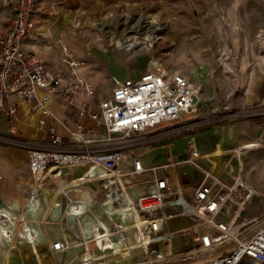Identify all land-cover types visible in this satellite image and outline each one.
<instances>
[{
    "label": "built area",
    "instance_id": "obj_1",
    "mask_svg": "<svg viewBox=\"0 0 264 264\" xmlns=\"http://www.w3.org/2000/svg\"><path fill=\"white\" fill-rule=\"evenodd\" d=\"M4 2L12 18L9 28L0 31V114L8 121L9 135L0 138L28 150V201L40 199L47 182L56 184L67 169H84L73 178L86 187L91 183L98 187L91 186L92 198L83 209L80 198H67L68 186L58 190L67 201L64 211L69 202L75 207L74 219L93 218L87 235L41 243L55 264H112L117 251H125L132 231L140 233L139 243L152 248L154 264L175 263L174 253L160 247L171 244L184 230L172 222L185 218L198 230L193 249L182 258L192 262L183 264H264V224L244 235L220 217L227 200L225 190L233 192L236 187L204 169L197 148L179 162L204 171L190 197L171 184L172 161L147 166L136 152L168 135L173 130L167 127L180 123L192 111L198 90L190 79L181 73H163L155 62L139 76H112L109 90L98 92L83 74L85 60L73 56L68 48L62 51L60 65L51 69L26 46L42 34L37 32L41 0ZM16 98L29 103L37 115L30 138L18 136ZM73 246L83 247L80 257L61 263L57 256ZM209 253L218 254L200 259Z\"/></svg>",
    "mask_w": 264,
    "mask_h": 264
},
{
    "label": "rangeland",
    "instance_id": "obj_2",
    "mask_svg": "<svg viewBox=\"0 0 264 264\" xmlns=\"http://www.w3.org/2000/svg\"><path fill=\"white\" fill-rule=\"evenodd\" d=\"M115 1L41 0L37 32L42 34L32 40L34 47L40 49L38 54L53 67L68 48L73 56L85 60L83 74L98 92L109 90L112 76L141 74L152 69L155 62L164 73L188 77L198 90L190 118L185 115L180 123L167 127L172 132L136 152L144 161H151L150 165L172 161L169 176L190 197L204 171L179 162L190 157L192 148H197L201 166L230 187H236L233 192L225 190L227 200L220 217L242 234L250 235L264 224V0H123V4L117 5ZM147 36L154 37L149 48L143 43ZM127 40L141 43L131 50L115 47L117 41L124 44ZM249 144L255 146L241 149ZM216 150L221 155L208 158ZM167 152L171 154L167 156ZM211 161L216 162V168ZM84 171L67 169L56 184L47 182L44 191L50 190L49 197L63 205L58 216H48V221L43 222L48 210L44 197L35 220L27 211L18 214L19 218L14 215L11 241L0 237V264H4L7 250L12 253L7 255L10 260L5 264H55L54 257L41 243L80 237L81 230L74 227V221L64 211L65 196L52 191L60 190L59 185ZM92 185L98 189L94 183L87 188ZM251 187L256 193L248 197ZM24 217L44 239L37 244L41 262L17 248L27 244L18 239ZM172 223L184 230L177 233L171 244L160 248L174 253L177 262L172 264L192 262L182 258L193 249L198 228L192 227L187 218ZM151 249L144 251L140 247L132 260L121 264H154ZM82 252L83 247L73 246L57 257L61 263H69ZM216 254L199 257L211 258Z\"/></svg>",
    "mask_w": 264,
    "mask_h": 264
},
{
    "label": "crops",
    "instance_id": "obj_3",
    "mask_svg": "<svg viewBox=\"0 0 264 264\" xmlns=\"http://www.w3.org/2000/svg\"><path fill=\"white\" fill-rule=\"evenodd\" d=\"M138 2L146 3L144 0H137ZM163 0H156V2H161ZM113 4V3H111ZM117 4H123V0H116L115 5ZM12 18V10L6 6L4 0H0V31L7 30L10 25V21ZM34 42L29 41L26 46L28 48L34 49L37 53L40 52V49H37L38 47H34ZM61 58L58 61V65L56 66H48L51 69H55L57 66L61 63ZM128 75H134L139 76L140 74H127L124 76H118V77H125ZM18 102V122H17V129H18V136L19 137H27L30 138L34 135L35 128H36V121H37V115L33 114L31 112V106L26 101H23L21 98H16ZM63 106L60 108L62 110ZM88 124H92L91 121L85 120ZM8 121L6 117L3 114H0V135H9L8 130ZM217 149V148H216ZM166 152H163L165 154ZM167 156L171 154V152H167ZM142 157V156H141ZM143 159V157H142ZM144 161V159H143ZM154 162V160H152ZM145 165H150L151 161H144ZM162 164V163H161ZM159 165V164H155ZM178 182L179 178H177ZM170 182L173 186L177 182L172 181L170 178ZM29 185V165H28V150L25 147H22L19 144L5 142L0 138V215L3 218L4 216L2 213L8 212V214L12 215L13 219H16L14 215H16L18 218V214H23L26 211L27 205L29 203V198L26 194L25 188ZM47 190V189H46ZM44 191V204L48 205V210L43 215V222L48 221V216L54 215L55 217L58 216L59 210H53L49 206V200L52 201V203H56L57 199L54 197H49L48 194H50L49 191ZM194 191V189H193ZM47 193V194H45ZM52 193H54L52 191ZM57 192L56 194H58ZM78 194L79 197H81V194L79 195L78 192H74ZM189 193V192H187ZM58 202V201H57ZM51 203V204H52ZM35 220V213L34 211L30 210V217L32 219V216ZM14 216V217H13ZM5 219V217H4ZM73 219L71 218V221ZM89 220V219H88ZM183 220V219H182ZM7 221V220H6ZM3 221L2 225H6L8 221ZM74 221V220H73ZM27 224V221L24 222ZM38 223V220H37ZM74 227L78 228L75 221H74ZM9 228L11 229L13 225V221H10L8 224ZM87 225V224H86ZM88 227V225H87ZM131 235H129L130 238ZM3 239V238H1ZM43 238H41V235H39V239H36L37 244H39ZM46 240V239H45ZM60 240V239H58ZM57 241V240H55ZM54 242V241H53ZM18 248V247H17ZM19 251H22L18 249ZM12 253V252H11ZM10 253V254H11ZM6 254L4 253L3 257L6 258ZM8 258V257H7ZM5 264V261H4Z\"/></svg>",
    "mask_w": 264,
    "mask_h": 264
},
{
    "label": "bare ground",
    "instance_id": "obj_4",
    "mask_svg": "<svg viewBox=\"0 0 264 264\" xmlns=\"http://www.w3.org/2000/svg\"><path fill=\"white\" fill-rule=\"evenodd\" d=\"M151 23H154L151 21ZM153 38L154 37H151V36H147L145 39L146 41L144 40L143 43L146 47L149 48V46H151L154 41H153ZM141 42L138 41V40H135V41H132V40H127V42H125L124 44L120 41H117V45L115 47L117 48H120L122 50H131L133 49L136 45H139ZM158 68L161 72H163L162 68L160 67V65L158 64ZM166 72V71H165ZM164 73V72H163ZM196 104V103H195ZM194 104V106H195ZM193 106V108H194ZM194 110L190 111L186 116L188 117ZM190 118V117H188ZM253 146H255L254 144H249V145H244L243 147H241V149H247V148H252ZM239 149H237L238 151ZM239 152V151H238ZM238 154V153H237ZM221 155V152L220 150H216L215 153L211 156H209L208 158H215V157H218ZM213 166L216 168L217 167V164L216 162L214 161H211ZM239 181V180H238ZM238 183V182H237ZM87 185V184H86ZM62 189L64 188V186H68V190L65 192V194L67 195V198L68 199H73L75 197L77 198H80L81 201H82V204L81 205V209H83L84 207V203L89 201V199L92 198V193L90 192L89 188H87L85 185H84V182L80 181L79 179H75V178H72L71 181H69L68 183H64V185H59ZM59 189L55 190L56 192L54 193H57ZM74 192H78L79 195L81 194V197L78 196H72ZM254 193H256L255 189L251 187V191H250V194L248 195V197H250L251 195H253ZM44 196L42 195L41 198H43ZM41 198L40 199H36V200H32V203H30L31 201H29L28 205H27V208H26V211L27 213L29 212V215H30V210L34 211L35 215L34 217L37 216L38 212H39V207L41 206ZM59 203V204H58ZM68 207L66 206V214H68L69 216H71L72 212L75 211V207H74V204L73 203H69L68 202ZM49 206L51 207V209L53 210H60V201L59 202H56V203H50ZM25 211V212H26ZM2 215L5 217L2 218L1 215H0V237L2 236L3 238H7L8 240L11 241V235L10 234V228L8 225H2L3 221L7 220V221H12V215L7 214L6 213H2ZM32 216V214H31ZM14 217V216H13ZM71 218H73V220L75 221L77 227L81 230L82 233H86V235L88 233H90L91 229H90V225L92 223V216H87L85 217L84 219H81V220H78V219H74L73 216H71ZM61 219V218H60ZM89 219V220H88ZM32 220H34L33 216H32ZM32 220H29V221H32ZM141 219L139 218L138 216V220H137V224L140 225L141 224ZM26 221L25 217L22 219V228L23 230L21 231L20 235H19V238L18 239H21L22 241L23 240H26L27 244L26 245H20V247H18V249L22 250V251H27L28 254H30L34 259H36L38 262H41L42 261V258H41V255L40 253L38 252V248H37V242H36V239H39V232L38 230L36 229H32L28 224H25L24 222ZM9 223V222H8ZM7 223V224H8ZM88 227H87V225ZM24 227L26 229V232L24 230ZM35 233V235L33 234ZM134 235H131L130 238H129V241L130 243H128V246L125 248V251H122L121 250H118L117 253H119V251L121 252L120 254H115L112 258V263L114 264H121V261H130L133 259V254L136 253L137 249H139L141 247L142 250L146 251L147 250V244H144V243H139L138 242V239L140 238V233L139 232H134L133 233ZM135 237V238H134ZM17 239V240H18ZM135 239V241H134ZM8 241V242H10ZM17 242H15V246L17 247L16 245ZM99 245L101 246V248H104V244L103 242L99 241L98 242ZM90 244L88 243V246ZM1 247V245H0ZM1 250V249H0ZM148 251V250H147ZM138 252V251H137ZM5 253H11L10 250H7L5 251ZM9 254H6L9 255ZM54 259V258H53ZM10 258H5L4 261H9ZM55 261V260H54ZM130 263V262H129Z\"/></svg>",
    "mask_w": 264,
    "mask_h": 264
}]
</instances>
